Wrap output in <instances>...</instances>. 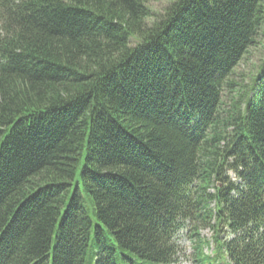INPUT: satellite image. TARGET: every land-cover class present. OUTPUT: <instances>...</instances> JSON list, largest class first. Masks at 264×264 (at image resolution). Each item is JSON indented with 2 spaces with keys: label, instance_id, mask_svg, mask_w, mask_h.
Here are the masks:
<instances>
[{
  "label": "trees",
  "instance_id": "16d2710c",
  "mask_svg": "<svg viewBox=\"0 0 264 264\" xmlns=\"http://www.w3.org/2000/svg\"><path fill=\"white\" fill-rule=\"evenodd\" d=\"M151 1L0 0V264H264V0Z\"/></svg>",
  "mask_w": 264,
  "mask_h": 264
},
{
  "label": "rangeland",
  "instance_id": "374dc122",
  "mask_svg": "<svg viewBox=\"0 0 264 264\" xmlns=\"http://www.w3.org/2000/svg\"><path fill=\"white\" fill-rule=\"evenodd\" d=\"M170 3V0H152L151 6L155 11H163ZM264 63V35L258 38V42L255 46L250 49V52L247 54L245 59L241 62L236 70V74L234 76V80L238 83V87L236 89H248L251 85L254 76L257 74L260 66ZM227 100L231 101L230 96L227 97ZM73 191L80 185L82 187L81 182V169L78 171V175L73 184ZM82 199L86 208L88 209L90 215L95 219L96 216L94 212V203L88 193L82 190ZM191 232L184 234L181 240V245L183 247L182 257L178 263L174 264H196L195 263V255H196V238L190 235ZM201 236L206 239V241H210L206 243L205 252L211 253L213 246V235L214 230L212 227L208 226L202 228L200 230Z\"/></svg>",
  "mask_w": 264,
  "mask_h": 264
}]
</instances>
